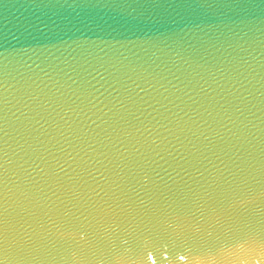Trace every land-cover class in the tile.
Returning <instances> with one entry per match:
<instances>
[{
	"label": "water",
	"instance_id": "95a60500",
	"mask_svg": "<svg viewBox=\"0 0 264 264\" xmlns=\"http://www.w3.org/2000/svg\"><path fill=\"white\" fill-rule=\"evenodd\" d=\"M0 264H264V0H0Z\"/></svg>",
	"mask_w": 264,
	"mask_h": 264
}]
</instances>
